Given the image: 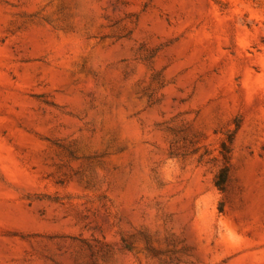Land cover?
Returning <instances> with one entry per match:
<instances>
[{
	"label": "rangeland",
	"instance_id": "obj_1",
	"mask_svg": "<svg viewBox=\"0 0 264 264\" xmlns=\"http://www.w3.org/2000/svg\"><path fill=\"white\" fill-rule=\"evenodd\" d=\"M0 264H264V0H0Z\"/></svg>",
	"mask_w": 264,
	"mask_h": 264
},
{
	"label": "trees",
	"instance_id": "obj_2",
	"mask_svg": "<svg viewBox=\"0 0 264 264\" xmlns=\"http://www.w3.org/2000/svg\"><path fill=\"white\" fill-rule=\"evenodd\" d=\"M218 186L221 188V186H222V183H218Z\"/></svg>",
	"mask_w": 264,
	"mask_h": 264
}]
</instances>
